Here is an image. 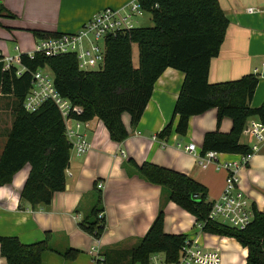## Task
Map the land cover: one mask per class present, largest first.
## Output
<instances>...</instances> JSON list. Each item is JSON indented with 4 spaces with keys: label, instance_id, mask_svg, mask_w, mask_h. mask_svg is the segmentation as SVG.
<instances>
[{
    "label": "trees",
    "instance_id": "obj_1",
    "mask_svg": "<svg viewBox=\"0 0 264 264\" xmlns=\"http://www.w3.org/2000/svg\"><path fill=\"white\" fill-rule=\"evenodd\" d=\"M151 13L154 26L131 27L109 34L105 38V60L99 70H81L75 53L46 56L40 51L21 54L25 70L4 69L0 54V94L15 98L14 121L0 157V186L12 181L26 164L31 171L21 193L22 202L31 208L46 206L57 191L66 187V170L70 164L71 143L66 135V121L53 101L47 100L34 112L27 111L23 102L31 87L33 72L49 67L58 92L80 106L81 112L70 117L89 121L101 119L112 140L124 141L129 136L122 114L128 112L136 126L152 97L158 78L169 67L182 71L185 79L175 103L173 119L158 134L168 140L173 132L184 136L191 116L217 108L218 124L224 117L233 121L229 133L211 131L203 141L202 155L208 151L248 154L251 146L241 142L249 118L264 123V101L251 105L259 82L257 74L248 73L239 79L210 82V65L220 53L226 37L229 19L219 0H139ZM15 15L0 5V17ZM3 24L0 21V27ZM36 40L57 37L63 33L30 29ZM134 45L138 47V65L134 64ZM177 124L174 128V121ZM140 175L149 183L159 185L167 198L196 217L204 233L236 239L247 249L248 264H264V208L253 204L254 218L243 229L211 219L214 201L208 199L204 184L179 171L151 162L142 164L131 159ZM99 205L80 224L96 239L106 228L99 194ZM101 205V206H100ZM24 207V206H23ZM165 210L158 215L140 241L130 248H107L102 251L103 264H145L153 253H162L168 263L179 260L180 251L190 240L186 234L164 230ZM50 233L46 238L25 244L18 237L0 234L3 264H42L43 254L52 250ZM79 250L68 249L64 255L73 259Z\"/></svg>",
    "mask_w": 264,
    "mask_h": 264
},
{
    "label": "crops",
    "instance_id": "obj_2",
    "mask_svg": "<svg viewBox=\"0 0 264 264\" xmlns=\"http://www.w3.org/2000/svg\"><path fill=\"white\" fill-rule=\"evenodd\" d=\"M134 1L0 0L1 7L15 15V18L0 17L3 24L0 39L14 40L17 42L14 49L18 53L30 54L38 42L30 29L74 33L100 10L110 7L123 12ZM219 2L229 25L220 53L211 61L209 80L222 82L239 79L248 73L257 74L259 82L251 105L260 106L264 101V12L249 13L247 8L264 9V0H254L255 4L250 5L245 0ZM0 54L17 55L8 51L5 41L0 42ZM184 79L185 74L172 67L162 73L140 122L133 126L130 114H122L129 131V136L122 142L112 140L104 122L97 117L83 121L79 129L76 128V119L66 121L69 127L89 141L90 149L79 154L73 146L77 136L67 137L71 149L66 187L54 194L49 205L31 208L22 202L21 193L31 171L30 164L16 172L10 183L0 186V234L18 237L22 243L30 244L45 239L46 233H50L52 250L43 254L42 264H93L91 248L99 246L103 251L136 245L163 205L164 230L167 233L186 234L205 246L218 248L222 264H245L247 249L236 239L200 231L193 214L169 200L164 188L146 181L131 163L133 159L138 164L151 162L179 171L204 184L210 201L221 196L228 174L222 164H240L242 154L218 152L217 158L203 167L198 157L186 150V146L194 143L197 153L201 154L206 133L231 131L233 121L230 117H224L218 124L217 108H210L190 117L186 135L173 132L168 140L158 137L173 119ZM15 104L14 96L0 94V157L13 125ZM241 142L251 146L255 140L243 134ZM239 176L240 187L252 204L263 210L264 145L246 166L240 167ZM99 183L103 187L99 188ZM99 194L106 228L101 238L96 239L80 223L99 205ZM71 248L80 252L75 258L68 259L64 253ZM5 262L0 248V264Z\"/></svg>",
    "mask_w": 264,
    "mask_h": 264
},
{
    "label": "built area",
    "instance_id": "obj_3",
    "mask_svg": "<svg viewBox=\"0 0 264 264\" xmlns=\"http://www.w3.org/2000/svg\"><path fill=\"white\" fill-rule=\"evenodd\" d=\"M247 11L249 13L264 12V9L249 7ZM146 12L139 0L131 3L128 11L122 12L119 9L104 8L94 15L91 20L87 21L77 32L63 33L57 37L38 39L35 51H40L46 56L75 53L78 59V66L81 70H99L104 65L106 36L116 34L119 30L125 28L134 27L133 16L142 15ZM100 41H102L103 46L99 44ZM33 53H30V55L32 56ZM3 61L5 63L4 69L10 68L11 65H17L19 67L17 74L25 70L21 62L20 53L15 56H3ZM45 68H40L33 72L31 87L23 102L24 108L29 112H34L43 102L50 100L58 107L65 121L75 119L70 117V113L74 111L81 112L82 108L73 105L70 99L63 97L58 92L53 76L45 73ZM76 120V128L79 129L83 121ZM243 134L251 136L255 140L251 145V152L242 154L240 164L237 162H225L222 164L228 172L226 184L221 196L214 201L209 214L211 219L239 229L245 228L254 218L253 204L246 192L240 187L239 170L241 166H246L253 155L264 145V123L257 118H249ZM66 135L70 139L75 135L77 136L76 142L73 141V146L79 154L85 153L90 149L89 141L67 124ZM186 150L194 153L203 167H207L218 155L217 151H208L205 155H201L197 153L194 143L186 146ZM98 187H103V184L99 183ZM103 216L104 213L101 212L99 217ZM201 227L202 224L198 223L200 230ZM190 240L182 247L178 261L168 263L164 255L161 256L160 253H153L145 264H222L221 251L218 248L205 246L198 239L190 238ZM101 253L102 250L99 246L91 248L90 254L93 256V264H103L104 257ZM245 264H248L247 261Z\"/></svg>",
    "mask_w": 264,
    "mask_h": 264
},
{
    "label": "rangeland",
    "instance_id": "obj_4",
    "mask_svg": "<svg viewBox=\"0 0 264 264\" xmlns=\"http://www.w3.org/2000/svg\"><path fill=\"white\" fill-rule=\"evenodd\" d=\"M245 2H246L247 5L255 4L254 3V0H245ZM246 4H244V5H246ZM129 8H130V6L126 9V11H128ZM133 21H134V25L137 26V27H152V26H154V22H153V19H152V15L149 12H146V13H144L142 15H135V16H133ZM1 41H5L6 42V45L8 47V51L12 55L18 54V51H16L14 49L15 46L17 45V42H15L14 40H11V39H6V40L0 39V42ZM99 44L101 46H103L102 41H100ZM34 47H36V43H35ZM138 54H139L138 47H137V45H134L133 59H134V64L135 65H138V61H139L138 60ZM44 72L45 73H48L50 76H53V73H52V71L50 70L49 67H46L44 69ZM160 254H161V256H163L162 253H160ZM238 256H239V254L236 255V257H238ZM92 258H93V256H92Z\"/></svg>",
    "mask_w": 264,
    "mask_h": 264
}]
</instances>
